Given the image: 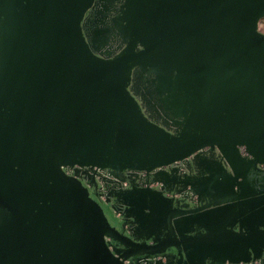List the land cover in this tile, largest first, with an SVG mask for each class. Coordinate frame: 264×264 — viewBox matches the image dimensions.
Here are the masks:
<instances>
[{
    "label": "water",
    "instance_id": "water-1",
    "mask_svg": "<svg viewBox=\"0 0 264 264\" xmlns=\"http://www.w3.org/2000/svg\"><path fill=\"white\" fill-rule=\"evenodd\" d=\"M93 1L0 0V264H264V0H123L108 58ZM134 69L177 130L142 113ZM73 166L162 188L110 209Z\"/></svg>",
    "mask_w": 264,
    "mask_h": 264
},
{
    "label": "flooded vegetation",
    "instance_id": "flooded-vegetation-1",
    "mask_svg": "<svg viewBox=\"0 0 264 264\" xmlns=\"http://www.w3.org/2000/svg\"><path fill=\"white\" fill-rule=\"evenodd\" d=\"M122 3L123 0H94L87 16L82 22V30L90 49L102 58L112 56L123 46L122 38L112 22V19L119 15ZM152 78V73L134 69L131 75L130 93L135 98L142 113L149 120L166 129L177 130L179 127L172 123L168 113L164 111L158 100V96L153 90V85L151 84ZM204 153L207 158L211 157L215 161L222 160L216 149L209 148L204 150ZM102 170L111 178L115 179L113 181H107L108 183L114 184V187L108 191V195L112 191L123 189L119 187L121 182H125V187L132 182L143 186L138 171L124 170L122 172H111L108 169ZM79 176L82 182L86 180L85 170L80 171ZM144 181L145 183L150 181L147 173L145 174ZM89 182L87 181L86 185Z\"/></svg>",
    "mask_w": 264,
    "mask_h": 264
},
{
    "label": "built area",
    "instance_id": "built-area-1",
    "mask_svg": "<svg viewBox=\"0 0 264 264\" xmlns=\"http://www.w3.org/2000/svg\"><path fill=\"white\" fill-rule=\"evenodd\" d=\"M240 153L242 156L246 155L245 149L244 147H240L239 148ZM85 170V176H86V180L90 181V179H93L94 183L97 182L98 185L100 186V198L102 199L103 202L106 201L107 198V194L108 191L110 189H112V187H114L113 183H108L107 181H113L115 179L111 178L105 171L102 170V168H96V167H79V166H73V167H64V172L66 175L68 176H72L75 178H80L79 173L80 171ZM139 176H140V180H142V184L144 187L150 186L156 189H161L162 185L159 182H150V183H145L144 179H145V174L146 172L141 171L139 172ZM126 186L125 182H121L119 187L120 188H124ZM170 196V194H167ZM175 198H179V197H184V196H188L190 202H195L196 201V197L190 193H174L172 195ZM118 215V214H116ZM162 261H164V259L162 258ZM124 264H129L128 261H126ZM227 264V263H226ZM242 264V263H240ZM253 264H258V262H254Z\"/></svg>",
    "mask_w": 264,
    "mask_h": 264
},
{
    "label": "rangeland",
    "instance_id": "rangeland-1",
    "mask_svg": "<svg viewBox=\"0 0 264 264\" xmlns=\"http://www.w3.org/2000/svg\"><path fill=\"white\" fill-rule=\"evenodd\" d=\"M259 29L261 32L264 33V21H261L260 24H259ZM84 184H87V181L86 180H83ZM94 191L97 193V194H100V186L98 185L97 182H95V185H94ZM116 203V199H114L112 196L108 195L107 194V198H106V201H105V204L108 208H112V206ZM113 215L115 216V214L113 213ZM119 221H120V226L123 227L124 223L121 221L122 219L120 217L117 218Z\"/></svg>",
    "mask_w": 264,
    "mask_h": 264
}]
</instances>
